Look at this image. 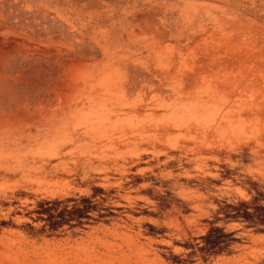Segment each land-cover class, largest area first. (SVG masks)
Here are the masks:
<instances>
[{
	"label": "rangeland",
	"instance_id": "374dc122",
	"mask_svg": "<svg viewBox=\"0 0 264 264\" xmlns=\"http://www.w3.org/2000/svg\"><path fill=\"white\" fill-rule=\"evenodd\" d=\"M148 19L103 20L107 76L0 143V264H264V0Z\"/></svg>",
	"mask_w": 264,
	"mask_h": 264
},
{
	"label": "bare ground",
	"instance_id": "6f19581e",
	"mask_svg": "<svg viewBox=\"0 0 264 264\" xmlns=\"http://www.w3.org/2000/svg\"><path fill=\"white\" fill-rule=\"evenodd\" d=\"M99 1L0 0V143H13L32 121L45 120L46 127L63 123L56 116L65 111L66 101L80 99L79 92L107 76L103 43L101 52H92L80 36L105 28L95 23L100 16L111 17L116 0ZM100 55L102 60L96 63ZM126 76L128 72L125 80L113 83L130 92L134 87L127 85L133 77L129 75L127 83Z\"/></svg>",
	"mask_w": 264,
	"mask_h": 264
},
{
	"label": "crops",
	"instance_id": "0c3cea01",
	"mask_svg": "<svg viewBox=\"0 0 264 264\" xmlns=\"http://www.w3.org/2000/svg\"><path fill=\"white\" fill-rule=\"evenodd\" d=\"M99 3H103V1L100 0ZM114 4L115 5L110 9L111 17L108 18L106 16H100L98 19H96L95 23H99L101 25L103 20H109L110 24L107 27L112 29L113 26L116 25L115 21L118 20L121 16H123L124 27H129L126 30H132L135 27V30L138 29L139 31H145L146 27L149 26V23L146 22H148L150 14L155 12L162 13V0H116ZM141 17H143V22L140 21ZM80 36L82 41L84 42V46L90 45L89 48L93 49L92 52H101V41L95 39L97 37L95 32L90 35L83 34ZM91 36L95 38H89ZM101 60L102 57L100 55L95 62H101Z\"/></svg>",
	"mask_w": 264,
	"mask_h": 264
},
{
	"label": "trees",
	"instance_id": "16d2710c",
	"mask_svg": "<svg viewBox=\"0 0 264 264\" xmlns=\"http://www.w3.org/2000/svg\"><path fill=\"white\" fill-rule=\"evenodd\" d=\"M257 209H258V210H262V211L264 212V209H261V208H257ZM245 215H246V217L249 218V219L252 218V213H249V212L245 211ZM261 221H263V220H261ZM53 223H55V222H53ZM53 223H52V224H53ZM215 230H218V229H211L210 233H209L208 235H206V236L203 237V239H204L205 241H207L209 244H211L212 246L215 245V243H214L213 241H210V239H208V238L210 237L211 232H212V231H215ZM208 240H209V241H208Z\"/></svg>",
	"mask_w": 264,
	"mask_h": 264
}]
</instances>
